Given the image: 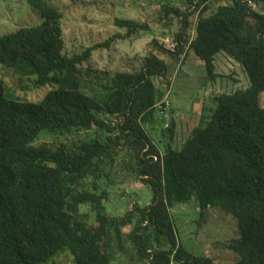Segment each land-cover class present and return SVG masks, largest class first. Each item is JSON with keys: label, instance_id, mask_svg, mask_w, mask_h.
Segmentation results:
<instances>
[{"label": "trees", "instance_id": "1", "mask_svg": "<svg viewBox=\"0 0 264 264\" xmlns=\"http://www.w3.org/2000/svg\"><path fill=\"white\" fill-rule=\"evenodd\" d=\"M24 1L42 22L0 36V67L32 80L36 89H53L41 102H25L0 77V264H50L65 253L76 264H119L127 242L140 264H215L179 242L172 209L192 200L203 220L215 208L235 218L239 238L230 249L236 264H264V13L251 9L249 0H228L213 14V0H186V11L169 6L166 18L181 23L173 49L154 41L139 72L111 74L87 66L93 53L147 25L117 19L126 36L68 56L59 7ZM160 53L173 60L194 53L212 80L216 58L225 53L251 82L217 96L215 112L201 118L181 149L173 145V127L166 128L164 153L145 129L164 97L154 79L169 72ZM80 131L96 137L58 148L34 145L43 133ZM124 152L122 168L154 197L145 208L111 217L100 183L112 180Z\"/></svg>", "mask_w": 264, "mask_h": 264}, {"label": "rangeland", "instance_id": "2", "mask_svg": "<svg viewBox=\"0 0 264 264\" xmlns=\"http://www.w3.org/2000/svg\"><path fill=\"white\" fill-rule=\"evenodd\" d=\"M59 7L63 13L62 28L66 42V54L74 56L83 53L87 48L103 43L113 36H126L127 29L116 26L117 19L133 20L148 26L147 31L119 39L112 43L110 49L95 51L87 66L111 74L117 72H139L145 58L155 50L154 41H158L167 49H173L176 34L181 28L175 16L166 18L165 11L169 6L186 11L189 5L186 0H47ZM229 4L228 0H213L210 13L219 7ZM253 10L264 13V5L256 3ZM42 20L24 0H0V36L16 32L22 27L40 25ZM169 65L167 78L154 79L157 87L163 90L165 100L170 107L161 113L156 111L155 119L145 125V129L162 153L165 152L169 138L166 131V115L171 119V127L175 131L173 145L181 149L191 131L199 126L201 118H209L217 109L215 98L223 93H234L246 89L251 82L242 64L229 55L221 53L216 58V80H212L204 63L194 54L186 58L173 60L168 55L159 54ZM0 77L4 79L10 92L16 98L30 103L41 102L53 89L47 86L36 89L32 80L23 78L12 69L0 67ZM264 107V95L261 100ZM159 109V108H158ZM109 119V118H107ZM96 137L94 131H80L71 134L43 133L35 141V146L46 145L58 148L62 145L71 146L79 141H90ZM126 158L122 153L112 173V180L100 185L106 190L108 199L105 202L111 217H122L132 211L136 205L145 208L152 203L153 190L143 185L135 176L128 174L121 166ZM82 213L91 216L94 223L95 215L89 206H83ZM174 224L178 232L179 242L190 253L196 256L206 255L215 264H236L238 257L230 249L232 243L239 238L236 220L233 216L211 209L201 217L200 207L196 200L177 205L172 209ZM134 226L128 227L130 233ZM127 251L118 257L119 264H140L133 261L132 245L126 243ZM172 263H174L172 261ZM50 264H76L68 253L58 257ZM143 264V263H142Z\"/></svg>", "mask_w": 264, "mask_h": 264}, {"label": "built area", "instance_id": "3", "mask_svg": "<svg viewBox=\"0 0 264 264\" xmlns=\"http://www.w3.org/2000/svg\"><path fill=\"white\" fill-rule=\"evenodd\" d=\"M248 5H249V7L251 8V9H253V7H255L256 6V3L255 2H253V1H251V0H249L248 1ZM168 107H170V102L168 101V100H165L163 103H159V105H158V108H159V110H160V112L161 113H165V111L168 109ZM166 128H170V126H171V119H170V117L168 116V115H166ZM172 264H174V263H172Z\"/></svg>", "mask_w": 264, "mask_h": 264}]
</instances>
